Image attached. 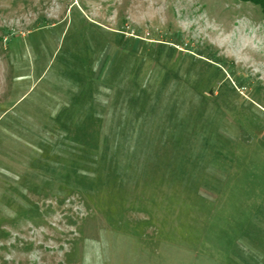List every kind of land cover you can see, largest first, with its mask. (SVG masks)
I'll return each instance as SVG.
<instances>
[{
    "label": "rangeland",
    "instance_id": "374dc122",
    "mask_svg": "<svg viewBox=\"0 0 264 264\" xmlns=\"http://www.w3.org/2000/svg\"><path fill=\"white\" fill-rule=\"evenodd\" d=\"M0 264H264L259 5L0 0Z\"/></svg>",
    "mask_w": 264,
    "mask_h": 264
},
{
    "label": "trees",
    "instance_id": "16d2710c",
    "mask_svg": "<svg viewBox=\"0 0 264 264\" xmlns=\"http://www.w3.org/2000/svg\"><path fill=\"white\" fill-rule=\"evenodd\" d=\"M241 1H250L256 5H259V7L261 8V11L263 13V16H264V0H241Z\"/></svg>",
    "mask_w": 264,
    "mask_h": 264
}]
</instances>
